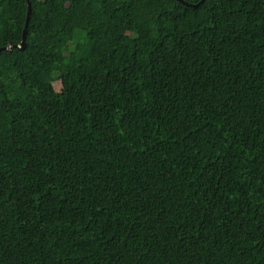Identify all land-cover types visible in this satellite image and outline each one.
<instances>
[{
	"label": "trees",
	"instance_id": "1",
	"mask_svg": "<svg viewBox=\"0 0 264 264\" xmlns=\"http://www.w3.org/2000/svg\"><path fill=\"white\" fill-rule=\"evenodd\" d=\"M182 1L0 0V264H264V0Z\"/></svg>",
	"mask_w": 264,
	"mask_h": 264
},
{
	"label": "water",
	"instance_id": "2",
	"mask_svg": "<svg viewBox=\"0 0 264 264\" xmlns=\"http://www.w3.org/2000/svg\"><path fill=\"white\" fill-rule=\"evenodd\" d=\"M179 1H182V0H179ZM202 1H204V0H202ZM187 5L190 6L189 4H187ZM28 6H29V9H28V18H27L25 30H24V33H23V39H22L21 44L17 46L20 50H24L26 48L27 30H28V25H29V20H30V14H31V11H32V9H31V2L30 1L28 2ZM13 47H15V46H7V47H4V48H0V53L2 51L12 50Z\"/></svg>",
	"mask_w": 264,
	"mask_h": 264
},
{
	"label": "rangeland",
	"instance_id": "3",
	"mask_svg": "<svg viewBox=\"0 0 264 264\" xmlns=\"http://www.w3.org/2000/svg\"><path fill=\"white\" fill-rule=\"evenodd\" d=\"M55 87H56L57 90H60V88H61L60 81H58V82L55 83Z\"/></svg>",
	"mask_w": 264,
	"mask_h": 264
}]
</instances>
